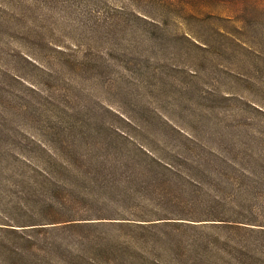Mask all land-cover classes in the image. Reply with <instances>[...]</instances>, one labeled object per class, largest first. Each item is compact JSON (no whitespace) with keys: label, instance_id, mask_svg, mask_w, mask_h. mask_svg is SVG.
<instances>
[{"label":"rangeland","instance_id":"374dc122","mask_svg":"<svg viewBox=\"0 0 264 264\" xmlns=\"http://www.w3.org/2000/svg\"><path fill=\"white\" fill-rule=\"evenodd\" d=\"M139 144L189 154L193 175L210 150L264 171V0H0V264H264L256 191L232 225L90 219L97 245L45 223L49 203L66 209L57 189L80 185L47 149ZM95 194L71 198L75 216L151 210Z\"/></svg>","mask_w":264,"mask_h":264},{"label":"trees","instance_id":"16d2710c","mask_svg":"<svg viewBox=\"0 0 264 264\" xmlns=\"http://www.w3.org/2000/svg\"><path fill=\"white\" fill-rule=\"evenodd\" d=\"M45 152L47 159L58 163L80 183L77 191L68 189L67 184L57 189L51 199L58 202V206L61 205L66 209H51L53 207L49 203L48 208H45L41 214L47 220L45 223H62L59 229L71 228L72 234H75L79 240L91 242L93 239V243L97 245L100 244L92 235L95 230L81 232L85 230L83 228L97 226V223L101 222H90L88 221L90 219H115V222L109 223L131 226V224L140 225L141 222L154 220L170 223L171 221L166 220L179 216V219L183 220L193 221L195 217H202L199 220H208L213 222L211 224L232 225L244 223L237 220L240 210L234 209V204L242 202L252 205L254 202L251 197L254 191L260 194H255L253 198H258V194L264 195L263 170L256 171L245 166L241 170L235 168L233 165H236L234 160L236 158L233 159L229 153H219L217 150H210L209 154L213 158L208 160L207 164H203L201 170H196L198 172L195 175L185 170L191 163L189 154L172 150L161 155L141 144L122 150L109 148L103 150L100 147L96 150L86 149L83 152L54 149H47ZM67 157L80 159V165L75 166ZM220 163L233 172V175L225 181L219 169L212 171L209 168L213 165L220 167ZM81 167L87 169L82 170ZM43 177L48 179L53 176H50L49 171L44 168ZM88 182L91 185H87ZM87 186L90 189L87 190ZM97 191L99 196L108 195L111 202L123 204L125 208L148 206L151 210H146V213L129 212L130 217L124 214L120 217H106L100 212L95 214L87 212L84 216H75L77 204L74 203L73 206L71 198L75 196L79 199L78 194L81 197L93 196ZM141 198L144 199L143 203L140 202ZM89 207L87 205V209ZM83 220L84 222H80ZM34 224L39 223H31ZM7 229L11 231L12 228ZM100 251L104 253L109 250L102 245ZM82 262L84 258L79 263Z\"/></svg>","mask_w":264,"mask_h":264}]
</instances>
